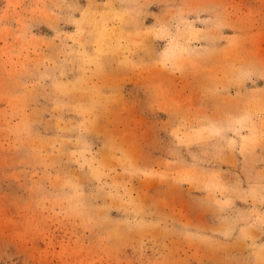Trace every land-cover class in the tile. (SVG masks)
<instances>
[{"label":"rangeland","instance_id":"rangeland-1","mask_svg":"<svg viewBox=\"0 0 264 264\" xmlns=\"http://www.w3.org/2000/svg\"><path fill=\"white\" fill-rule=\"evenodd\" d=\"M0 264H264V0H0Z\"/></svg>","mask_w":264,"mask_h":264}]
</instances>
